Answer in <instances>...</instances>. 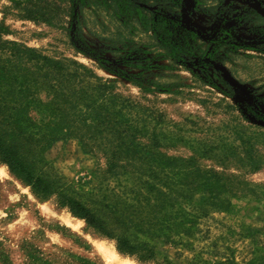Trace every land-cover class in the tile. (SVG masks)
<instances>
[{"label": "trees", "instance_id": "obj_1", "mask_svg": "<svg viewBox=\"0 0 264 264\" xmlns=\"http://www.w3.org/2000/svg\"><path fill=\"white\" fill-rule=\"evenodd\" d=\"M7 1L20 19L62 31L76 52L92 55L96 43L111 53L125 66L120 71L144 93H182L180 87H189L155 79L157 69L175 70L197 55L206 69L210 66L196 34L177 28V21L157 14L145 0ZM253 12L256 20L264 22L263 14ZM4 19L0 22V161L37 196L55 197L60 207L83 219L95 233L114 239L121 254L144 264H176L167 256L159 260L158 242L189 245L186 238L195 237L200 221L224 205L219 193L211 190V180L218 175L201 169L195 156L163 154L159 148L173 143L160 138L152 112L119 97L116 80L103 78L65 54H49L7 39L10 29ZM207 56L219 58L218 46ZM97 58L104 67L109 63ZM160 59L171 64L161 65ZM215 76L225 88L210 77L209 84L225 92L229 83ZM33 109L38 116L31 113ZM71 137L79 139L86 153L102 154L106 161L97 170L99 186L88 193L89 203L72 194L63 176L36 169L39 153L54 141ZM198 193L202 195L197 199ZM255 253L246 262L234 257L212 262L198 252L186 264H264V250L258 247Z\"/></svg>", "mask_w": 264, "mask_h": 264}, {"label": "rangeland", "instance_id": "obj_2", "mask_svg": "<svg viewBox=\"0 0 264 264\" xmlns=\"http://www.w3.org/2000/svg\"><path fill=\"white\" fill-rule=\"evenodd\" d=\"M148 1L152 9L180 19L182 28L196 31L200 36L197 44L206 50L213 45L208 40L240 23L232 30L231 39L242 47H231V42L221 45V61L212 60L208 69L194 67L191 62L175 70L157 69L155 79L189 87H180L182 93H144L121 74L124 65L96 43L91 46L95 49L92 55L78 53L62 31L20 19L7 0H0V22L6 17L10 29L7 39L49 54H65L103 78L116 80L119 97L152 112L160 138L173 143L159 148L163 154L195 156L201 169L218 175L210 184L223 207L200 221L199 232L192 239L186 238V247L158 242L160 261L167 256L176 264H186L200 252L212 262L230 257L246 262L256 255V248L264 250V35L259 31L263 22L254 19L251 10L242 25L237 17L247 9L264 15V0H202L201 6L196 0ZM225 54H230L226 60L222 59ZM97 55L109 63L102 66ZM157 63L170 65L171 61L160 59ZM216 73L230 85L225 92ZM202 77L212 78L222 89ZM31 113L38 116L34 109ZM198 146L205 149L197 152ZM36 159L38 172L63 176L72 186V194L87 203L88 193L96 192L99 186L97 170L106 164L102 154L86 153L73 137L54 141ZM66 217L76 218V225L69 224ZM115 263L144 264L121 254L114 239L95 233L83 219L60 207L55 197L37 196L0 161V264Z\"/></svg>", "mask_w": 264, "mask_h": 264}, {"label": "flooded vegetation", "instance_id": "obj_3", "mask_svg": "<svg viewBox=\"0 0 264 264\" xmlns=\"http://www.w3.org/2000/svg\"><path fill=\"white\" fill-rule=\"evenodd\" d=\"M145 4L147 5V6H149L150 8H151V5L150 4H148V2H150V1H148V0H145ZM201 4H202V0H196V5H198V6H201ZM152 9V8H151ZM153 11H155L157 14H162V15H164V16H166V17H168V18H170V19H173V20H175V21H177L178 22V26H177V28H179V29H185V28H182L181 27V22H180V19H178L177 17H175V16H169V15H167L164 11H162V10H159V9H152ZM248 10H251V11H249L250 13H252V14H254V16L255 17H257L256 16V14H255V12H253V11H257V10H255V9H247L246 11H244L245 12V14L243 13L242 15H240V14H238V19L240 20L239 22H241V25L243 24L242 23V20L243 21H246L245 20V18H246V16H247V12H248ZM259 12V11H258ZM254 19H256V18H254ZM240 25V23H236V25H234V27H232V29H228V28H224V29H222V31L221 32H223L222 33V35H220L219 37H217V38H212V39H210V40H208L207 42L208 43H213V45H215V47L216 46H218V48L221 46V45H225V44H229L228 42H231L230 44L232 45L231 47H236L237 49H239V47L241 46L242 47V45H239V43L238 42H236L235 40H233V39H231V36H232V30L234 29V28H237L238 26ZM262 29L261 30H259V31H261V33H262V35H264V22H263V24H260L259 25ZM185 30H187V31H191V32H194L195 34H196V39H197V41L200 39V36H199V34L196 32V31H192V30H188V29H185ZM227 36V37H226ZM213 45H211L210 47H209V49L208 50H206V52H207V54H208V52H211V51H213L214 49H215V47L213 46ZM250 48V47H249ZM221 50V49H220ZM207 54H206V57H204V59H205V61H207L208 63H211L212 64V60H218V61H221L220 59H212V60H210L209 59V61L207 60V58H210V57H208L207 56ZM94 56V55H93ZM97 57V56H96ZM102 57V56H101ZM103 58V57H102ZM98 59V58H97ZM196 60H198V62H196ZM201 60L202 59H200L199 58V55H197L196 56V58H195V60H189L188 62H187V64H189L190 62L193 64V66L195 67V65L197 64L198 66H202V67H204L203 65H202V62H201ZM109 61V60H108ZM121 63V62H120ZM107 64V63H106ZM121 64H123V63H121ZM187 64L185 65V66H187ZM210 64V65H211ZM125 67V66H124ZM130 72V71H129ZM121 74H123L122 72H121ZM123 75H125V74H123Z\"/></svg>", "mask_w": 264, "mask_h": 264}, {"label": "bare ground", "instance_id": "obj_4", "mask_svg": "<svg viewBox=\"0 0 264 264\" xmlns=\"http://www.w3.org/2000/svg\"><path fill=\"white\" fill-rule=\"evenodd\" d=\"M72 218V219H71ZM74 219H76V218H74V217H66V221L69 223V224H72V225H76L75 223H74ZM68 224V225H69ZM76 227V226H75ZM102 245V244H101ZM105 246H106V244H105ZM108 247V246H107ZM101 248L102 249H104L105 251H106V248L104 247V246H101ZM111 254H113V255H115V253H111ZM118 256V255H117ZM115 261L116 262H119V259H115ZM132 262V261H131ZM133 263V262H132ZM116 264V263H115ZM122 264H124V263H122ZM127 264V263H126ZM131 264V263H130Z\"/></svg>", "mask_w": 264, "mask_h": 264}]
</instances>
